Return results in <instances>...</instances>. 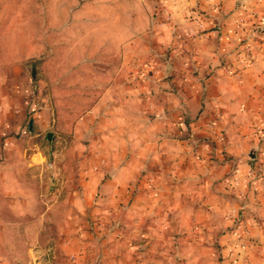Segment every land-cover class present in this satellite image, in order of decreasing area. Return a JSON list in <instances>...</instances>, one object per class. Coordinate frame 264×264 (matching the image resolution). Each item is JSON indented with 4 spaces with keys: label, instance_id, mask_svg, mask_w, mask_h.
Returning a JSON list of instances; mask_svg holds the SVG:
<instances>
[{
    "label": "crops",
    "instance_id": "0c3cea01",
    "mask_svg": "<svg viewBox=\"0 0 264 264\" xmlns=\"http://www.w3.org/2000/svg\"><path fill=\"white\" fill-rule=\"evenodd\" d=\"M96 8L107 50L142 55L147 79L104 86L75 129L78 162L47 193L37 178L0 179V264H88L90 224L98 264H264V0ZM120 11L134 27L123 52ZM31 167L47 168L38 152ZM58 200L71 205L59 213ZM58 217L81 224L72 260Z\"/></svg>",
    "mask_w": 264,
    "mask_h": 264
},
{
    "label": "rangeland",
    "instance_id": "374dc122",
    "mask_svg": "<svg viewBox=\"0 0 264 264\" xmlns=\"http://www.w3.org/2000/svg\"><path fill=\"white\" fill-rule=\"evenodd\" d=\"M96 7L97 0H0V179L37 178L42 185L35 190L47 193L50 178L67 174L63 164L72 167L78 162L76 151L84 139L75 135V129L104 86L113 80L124 84L146 81L148 75L142 71L149 63L142 55L118 58L113 55L118 53L116 48L109 51L100 40L103 27L99 21L107 12ZM120 19L123 52L134 27L123 24L128 19L123 11ZM137 46L143 50L142 42ZM34 151L47 168L24 171ZM53 163L62 170L56 167L53 171L49 166ZM30 205V209L36 207L35 202ZM70 205L58 200L54 208L63 213ZM55 220L56 235L68 237L67 242L70 239L74 253L66 259L72 260L81 253L75 254L80 245L79 218L67 219V224L64 218ZM61 225H71L77 232L73 229L64 235ZM87 231L92 242L88 264H98L102 237L93 232L91 224Z\"/></svg>",
    "mask_w": 264,
    "mask_h": 264
},
{
    "label": "water",
    "instance_id": "95a60500",
    "mask_svg": "<svg viewBox=\"0 0 264 264\" xmlns=\"http://www.w3.org/2000/svg\"><path fill=\"white\" fill-rule=\"evenodd\" d=\"M28 124H29V126H30V125H31V121H29ZM46 137H47V139H50V132H47V133H46Z\"/></svg>",
    "mask_w": 264,
    "mask_h": 264
}]
</instances>
